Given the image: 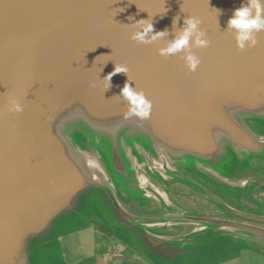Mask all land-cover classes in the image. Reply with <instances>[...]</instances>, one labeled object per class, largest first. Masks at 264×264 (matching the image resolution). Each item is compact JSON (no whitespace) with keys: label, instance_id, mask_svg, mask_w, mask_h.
I'll list each match as a JSON object with an SVG mask.
<instances>
[{"label":"water","instance_id":"95a60500","mask_svg":"<svg viewBox=\"0 0 264 264\" xmlns=\"http://www.w3.org/2000/svg\"><path fill=\"white\" fill-rule=\"evenodd\" d=\"M246 2L0 0V264H55L72 223L97 211L149 256L163 241L153 227L186 222L264 243L262 230L174 212L166 202L156 218L121 203L160 197L174 181L195 188L177 176L181 169L229 189L261 185L244 165L264 157V33L241 51L226 30ZM177 15L180 26L199 17L210 41L193 49L201 58L195 72L181 55L157 51ZM129 16H152L154 29L170 34L134 41ZM116 64L129 71L112 75L106 89ZM127 75L152 102L147 119L125 115ZM12 97L22 112L8 111Z\"/></svg>","mask_w":264,"mask_h":264},{"label":"flooded vegetation","instance_id":"af4514ba","mask_svg":"<svg viewBox=\"0 0 264 264\" xmlns=\"http://www.w3.org/2000/svg\"><path fill=\"white\" fill-rule=\"evenodd\" d=\"M246 160L247 174L263 179L260 186L229 189L181 169L177 176L191 181L195 188L174 181L167 183L165 190H158L160 197L148 192L141 198H121V203L136 216L161 217L166 211L160 203L166 202L174 212L264 231V157L250 156ZM98 214L63 241L58 264H264V243L251 234L214 231L190 222L153 227L152 232L163 241L156 248L157 254L149 256L137 249L124 231L115 232ZM211 248L223 251L203 259V253Z\"/></svg>","mask_w":264,"mask_h":264},{"label":"clouds","instance_id":"9594fccd","mask_svg":"<svg viewBox=\"0 0 264 264\" xmlns=\"http://www.w3.org/2000/svg\"><path fill=\"white\" fill-rule=\"evenodd\" d=\"M181 17L177 15L172 20L171 39L165 40V45L157 49L161 56L169 57L181 55L185 67L190 72H195L201 63V58L193 51L194 48H204L210 44L206 31L201 27V19L195 15L183 18L182 26L179 25ZM130 23L125 24L131 31L130 38L142 44H153L169 36V29L155 30L152 16L135 19L129 16ZM226 30L234 32L238 49L255 47L259 40L258 34L264 33V0H247L236 8L227 22ZM127 66L117 65L112 73L104 77L109 88L112 75L128 73ZM127 75V81L121 88L120 96L126 101L128 108L126 117L137 116L147 119L150 116L152 102L143 90L132 85ZM24 110V105L16 97L9 101L8 111L19 113Z\"/></svg>","mask_w":264,"mask_h":264},{"label":"rangeland","instance_id":"374dc122","mask_svg":"<svg viewBox=\"0 0 264 264\" xmlns=\"http://www.w3.org/2000/svg\"><path fill=\"white\" fill-rule=\"evenodd\" d=\"M190 169H192L191 167H189ZM193 170V169H192ZM199 176H201L202 178H205V179H208L207 177H205V176H203V175H200V174H198ZM98 213H101L100 211H97ZM95 214L92 218H85L84 219V217H82V218H78L76 221H74L73 223H72V225L71 226H73V227H75L74 229L76 230L77 228H79V227H81V226H84L89 220H91V219H93V218H96V216L98 215L99 216V214ZM107 222H108V220L104 217V215L102 214L101 215ZM109 224V223H108ZM111 227V226H110ZM112 228V227H111ZM113 229V228H112ZM115 231V230H114ZM118 233V232H117ZM70 235V234H69ZM68 235V236H69ZM129 235V234H128ZM128 235H125L126 237H128ZM67 236V237H68ZM66 237V238H67ZM128 240H129V238H127ZM62 244V243H61ZM61 244H60V247H61ZM60 247H59V252L57 251V253H56V263L55 264H58L60 261H61V258H62V256H61V250H60ZM215 248H211V249H208L207 251H205L204 253H203V259L205 258L206 260H207V258L208 257H212L214 254H220L222 251H223V248H217L216 250H214ZM209 261V260H208Z\"/></svg>","mask_w":264,"mask_h":264}]
</instances>
